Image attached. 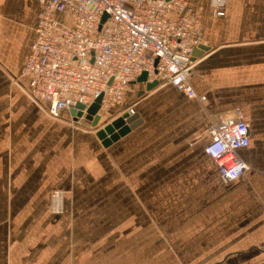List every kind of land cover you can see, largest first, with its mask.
<instances>
[{
  "label": "crops",
  "instance_id": "1",
  "mask_svg": "<svg viewBox=\"0 0 264 264\" xmlns=\"http://www.w3.org/2000/svg\"><path fill=\"white\" fill-rule=\"evenodd\" d=\"M189 5L205 37L192 53L197 97L137 79L100 125L129 106L141 121L104 145L90 119L53 117L28 95L39 5L0 0V264H264V0H226L219 16L211 0ZM236 107L248 168L223 181L207 129Z\"/></svg>",
  "mask_w": 264,
  "mask_h": 264
},
{
  "label": "built area",
  "instance_id": "2",
  "mask_svg": "<svg viewBox=\"0 0 264 264\" xmlns=\"http://www.w3.org/2000/svg\"><path fill=\"white\" fill-rule=\"evenodd\" d=\"M190 0H37L34 37L23 63L29 96L53 117L87 107L99 96L98 112L124 103L142 72L190 97L193 50L205 43L201 7ZM223 15L226 0H211ZM199 98L203 99V95ZM127 111L134 112L129 106ZM206 153L220 178L230 181L248 168L239 149L250 142L239 107L215 113L207 129ZM61 189L51 192V209L63 210Z\"/></svg>",
  "mask_w": 264,
  "mask_h": 264
},
{
  "label": "water",
  "instance_id": "3",
  "mask_svg": "<svg viewBox=\"0 0 264 264\" xmlns=\"http://www.w3.org/2000/svg\"><path fill=\"white\" fill-rule=\"evenodd\" d=\"M139 80L147 81V89L154 87L158 82L157 80L148 81L146 79V72H142L138 78ZM100 98L97 97L86 109L85 117L90 119L93 126H97L96 134L102 140L104 145L110 144L112 141L117 140L121 135H124L131 128L140 123L141 119L137 114H132L124 111L107 121L104 125H100L101 115L98 112L100 107ZM82 104H77L75 107L70 108V112L74 119L82 115Z\"/></svg>",
  "mask_w": 264,
  "mask_h": 264
},
{
  "label": "rangeland",
  "instance_id": "4",
  "mask_svg": "<svg viewBox=\"0 0 264 264\" xmlns=\"http://www.w3.org/2000/svg\"><path fill=\"white\" fill-rule=\"evenodd\" d=\"M28 95H29V94H28ZM240 109H241V108H240ZM241 110H242V109H241ZM242 112H243V111H242ZM85 118H86V117H84V119H85ZM84 119H82V120L80 121L82 124H83V120H84ZM87 119H88V118L85 119L86 124H87V123H90V122H89V119H88V120H87Z\"/></svg>",
  "mask_w": 264,
  "mask_h": 264
},
{
  "label": "bare ground",
  "instance_id": "5",
  "mask_svg": "<svg viewBox=\"0 0 264 264\" xmlns=\"http://www.w3.org/2000/svg\"><path fill=\"white\" fill-rule=\"evenodd\" d=\"M27 91V90H26ZM128 112V111H127Z\"/></svg>",
  "mask_w": 264,
  "mask_h": 264
}]
</instances>
